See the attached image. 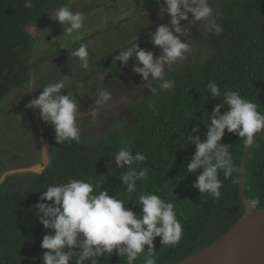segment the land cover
<instances>
[{"label": "trees", "instance_id": "16d2710c", "mask_svg": "<svg viewBox=\"0 0 264 264\" xmlns=\"http://www.w3.org/2000/svg\"><path fill=\"white\" fill-rule=\"evenodd\" d=\"M25 2L0 0V103L16 89L27 90L30 77L26 72L29 65H26V58L32 55L33 46L27 28L60 7L69 6V0H31V8H26ZM213 15L222 31L212 34L204 25L200 39L188 42L194 59L188 63L180 62L165 73L167 79L175 81L173 89L159 90L153 95L149 89H159V82L147 84L141 102L127 104L128 111L121 117L120 125L106 133L102 134V129L107 126L103 123L95 134L91 131V127L104 121L103 118L95 123L96 116L91 127L87 125L83 129L85 138L80 137L78 141L56 144L55 136L49 138L48 135L50 161L47 168L40 174H28L31 177L25 186L10 192H4L3 184L0 185V264H43L44 250L40 244L45 235L53 233L39 223L34 205L43 202L41 192L49 185L67 183L71 179L91 183L93 194L99 193L98 186L102 183L101 191L106 190L110 197L123 199L125 208L138 216L141 214L138 196L142 193L156 194L172 202L183 234L176 246L162 245L160 237L154 238L157 264L180 262L236 224L244 213L239 196V170L247 147L245 138L225 130L220 143L229 147L236 171L227 179L221 172V196L216 199L207 193L200 194L192 187L202 170L186 171L187 163L195 153V145L187 143V134L198 135L201 142L206 138L210 124L207 117L223 99L222 95L210 98L207 86L212 81L220 87L221 93L226 90L238 92L242 98L255 103L258 112L264 115V0H221ZM168 22L166 19L158 26ZM156 27H153L154 31L144 32V42ZM103 28L104 34H110L113 30L118 31L119 26L112 27L111 20V26L108 24ZM122 41L117 42L116 49L109 53L111 57L104 55L102 61H96V67L87 78L103 68L115 70L116 74L122 72L126 65L112 59L131 45ZM83 43L75 42L72 47H80ZM145 46L143 43L139 48ZM199 51L204 54L201 58L196 57ZM89 60L94 62V57L91 55ZM226 110L222 108L221 114ZM29 111L33 120V112ZM201 119L204 121L200 122ZM35 124L34 121L31 124L34 133L37 132ZM81 126L82 123L80 130ZM193 127H198L199 131L194 133ZM125 147L133 154L140 152L146 156V160L136 162L134 168L148 169L147 177L137 180L136 191L131 194L120 180L128 171L127 167L116 168L114 164L115 155ZM244 193L247 201L259 198L256 209L264 207V132L250 147L246 158ZM144 250L147 252V246ZM98 264H127V261L113 251L111 255L101 256ZM134 264H144V254Z\"/></svg>", "mask_w": 264, "mask_h": 264}, {"label": "clouds", "instance_id": "9594fccd", "mask_svg": "<svg viewBox=\"0 0 264 264\" xmlns=\"http://www.w3.org/2000/svg\"><path fill=\"white\" fill-rule=\"evenodd\" d=\"M162 2L164 7L159 8V14L161 17L166 14L170 18L169 23L158 26L154 33L149 34L150 42L161 50V55L154 59L153 52L139 48L135 42L119 51V55L113 59L125 66L130 58H134L132 71L138 74L145 84L159 82V89H149L153 95L159 90L174 88L175 81L165 77V70L168 71L171 65L187 58L185 54L189 50V45L186 40L182 42L178 33H188L193 24L201 21L212 34H219L222 31L213 15L209 0H162ZM157 3L159 4L160 0H157ZM24 6L31 8V0H26ZM52 20L58 21L63 31L72 35L84 27L85 17L83 13L73 12L65 5L55 10V19ZM181 21H187V26H181ZM134 39L136 41V37ZM71 56L77 58L81 69H88L89 52L86 44H81ZM109 71L113 70L105 69V72ZM114 72L115 70L112 73ZM103 79L102 75L101 81ZM65 87L66 80L39 87L34 76L27 84L28 92L42 89L35 99L31 97L26 107L33 109L34 119L39 117L42 122L52 126L56 144L78 141L80 138L77 119L79 101L64 93ZM207 87L210 98L216 99L222 95L223 99L213 108L211 116L207 117L210 124L203 142L198 135L187 134V143L195 145V153L187 163L186 171L196 173L197 170H202L196 176L192 187L198 189L200 194L207 193L219 199L222 187L221 172L227 179L236 171L229 147L220 143L225 130L239 138H245L246 145H252L257 134L264 130V115L258 112L255 103L242 98L238 92L226 90L221 93L220 87L214 81L209 82ZM111 99V93L106 88H101L94 103L97 107H103ZM222 108L227 109L223 114ZM90 115L95 117L96 113L91 111ZM39 129L41 130L40 126ZM192 131L198 132L199 128L193 127ZM145 160L144 154L140 152L133 154L127 147L121 148L115 155L116 168L128 169L120 180L129 194L136 191L137 180L147 177V168L137 170L133 167L136 162ZM15 174L18 173L8 176ZM101 184L98 186V194H93L94 188L91 183L77 179L49 185L41 192L40 200L43 202L34 205V208L39 216V223L45 229H51L53 233L45 235L40 244V248L44 250L41 257L43 264H98L101 256L111 255L113 251L125 258L127 264H134L141 254H144V264H157L156 252L153 251L155 237H160L162 245L179 244L183 227L177 219L175 205L172 202L156 194L142 193L138 196L140 205L138 208L141 213L138 216L125 208L126 203L123 199L110 197L106 190L101 191ZM258 206V197L246 201L249 210ZM145 246L147 252L144 250Z\"/></svg>", "mask_w": 264, "mask_h": 264}, {"label": "rangeland", "instance_id": "374dc122", "mask_svg": "<svg viewBox=\"0 0 264 264\" xmlns=\"http://www.w3.org/2000/svg\"><path fill=\"white\" fill-rule=\"evenodd\" d=\"M220 1L209 0V4L214 10ZM98 5H100V8H97ZM69 7L73 12L84 14V27L72 35H68L63 31L58 21L52 20L55 19V12L47 14L38 23L29 26L27 31L33 38V46L32 55L26 58V65L29 64L28 71L26 69V72L30 78L33 76L36 78L39 87H43L51 82L56 83L60 80H66V87L63 91L79 101V113H82V117L85 118V121H79V128L80 122L83 125L81 126L80 137L85 138L84 133L86 131L84 132L83 129L87 125L89 127L90 122L94 119L93 116L88 115L89 109L94 110L97 115V118L94 120L95 123L104 118V121L95 124L93 127L90 126L91 131L95 134L102 126L101 123H103L107 124V126L105 128H103L104 126L102 127V134L106 133L110 128L120 125L121 117L128 111L127 104L141 102L144 89L147 85L138 74L132 71L135 63L134 58L129 59L130 63L127 62L126 67L123 68L121 73L116 74V71V73L114 72L116 75H114L113 71L104 73V70L99 69L101 73L100 77L96 75L87 78L91 71L93 72L94 67H96L94 65L96 61H102L104 55H109L112 49H116V44L121 39L126 44L136 42L139 47L144 43L146 45L143 48L145 51L153 52L154 59L159 57L161 50L152 45L150 36L144 42L145 40H142V35H144V32H150L154 26L158 27L160 21L170 18L166 14L163 17L159 14V8L164 7L162 0H160L159 4L157 0H69ZM189 19H191L190 15ZM111 20L112 27L119 26L118 31L113 30L110 34L108 32L104 34L103 27L108 24L111 26ZM180 23L181 26H187V21H181ZM204 25L203 21L197 22L191 27L189 26L188 33H178V35H180L182 42L186 40L187 43H194L200 39L201 30ZM139 31L143 32V34H140ZM75 42H84L83 44L87 45V50L90 53L89 57L91 55L92 58L94 57V62H91L88 57V69H81L77 58L71 56V53L79 48V46L72 47ZM196 50L194 51V55L196 54ZM198 54L196 57L199 56L201 58L204 56L201 51ZM192 55L193 49L189 48L186 53L189 59L177 61L171 67L180 62L188 63L189 60L194 59ZM166 71L167 69L165 73ZM102 75L104 79L101 81ZM149 80H151V77ZM104 85H112L107 87L112 99L105 104L102 113L99 114L92 106L95 104L94 101L97 98L98 91L104 88ZM27 92L28 88L26 91L15 92L19 94V97L21 96L22 100L17 103V99L15 98L17 105H14V107L9 105L11 96L13 97V95H10L0 103V185L3 184L4 192H10V190L16 187L25 186L26 181L31 176L28 175L30 173H18L2 178L1 174L3 171L9 169H11L10 171H17L18 169L16 168L22 169L41 162L39 126L43 132L42 137L43 135H47V137H43L45 141L48 139V135L49 138L53 134L55 135L51 125H48L49 129H47L46 126L44 127L41 123L39 124V117H35L37 132L34 133L35 130L31 127L34 119H31L30 112L28 111L33 109H28L26 106L32 98L35 99V96L42 92V89L35 92ZM86 106V110L89 108L87 111L83 110ZM11 108L13 111H10ZM16 112L21 115L18 116ZM33 115L35 116V114ZM17 123H19L20 127L16 125ZM43 128L46 130L45 132ZM36 137H38L40 143L39 147Z\"/></svg>", "mask_w": 264, "mask_h": 264}, {"label": "water", "instance_id": "95a60500", "mask_svg": "<svg viewBox=\"0 0 264 264\" xmlns=\"http://www.w3.org/2000/svg\"><path fill=\"white\" fill-rule=\"evenodd\" d=\"M263 132L264 130L257 134L254 142ZM39 135L41 162L17 171H4L2 178L13 173L40 174L47 168L50 160L48 142L43 139L40 129ZM252 145L245 148L239 170V196L244 208L243 215L216 240L176 264H264V207L249 210L246 207L247 199L244 193L245 164Z\"/></svg>", "mask_w": 264, "mask_h": 264}, {"label": "flooded vegetation", "instance_id": "af4514ba", "mask_svg": "<svg viewBox=\"0 0 264 264\" xmlns=\"http://www.w3.org/2000/svg\"><path fill=\"white\" fill-rule=\"evenodd\" d=\"M162 22H164V21H160L159 23H162ZM141 31H142V29H141ZM151 31H154V29L153 28H151ZM114 65L116 66V63H114ZM101 70H104V73H107V72H105V69L103 68V69H101ZM101 73L99 72H97V74H95L94 76H96L97 75V77H100L99 75H100ZM96 81H97V79H95ZM101 86H102V83H101ZM109 86H111V85H106L104 88H106V90L108 91V88L107 87H109ZM94 92H95V90H94ZM110 92V91H109ZM17 95H19L18 93H16V96ZM80 104H82V103H80ZM107 104V103H106ZM86 108H87V106L83 109V110H86ZM92 108H95L97 111H98V113L100 114V113H102V109H103V107H97L95 104L92 106ZM89 109V108H88ZM87 109V110H88ZM86 110V111H87ZM10 111H13V109L11 108L10 109ZM91 111H94V110H92V109H89L88 110V112H89V114L88 115H90V113H91ZM97 113V114H98ZM9 114H12V113H9ZM78 115H80V118L79 117H77L78 119H85L84 117H82L83 116V114L82 113H78ZM91 116V115H90ZM97 116V115H96ZM96 116L94 117V118H96ZM93 119V118H92ZM34 121L36 122V119H34ZM40 123H41V125H43L44 127L46 126L47 127V129H49V126H48V124H45V123H42L41 122V119H40ZM80 123H82V122H80ZM90 125H91V122H90ZM43 131L45 132L46 130L43 128ZM52 136H55L54 134L52 135ZM36 139H37V145H38V147L40 146V143H39V140H38V137H36Z\"/></svg>", "mask_w": 264, "mask_h": 264}, {"label": "crops", "instance_id": "0c3cea01", "mask_svg": "<svg viewBox=\"0 0 264 264\" xmlns=\"http://www.w3.org/2000/svg\"><path fill=\"white\" fill-rule=\"evenodd\" d=\"M51 83H53V82H51ZM51 83H49V84H51ZM17 99V103L19 102V101H21L22 100V98H21V96L19 97V95H17L16 96V93H14L13 94V97L11 96V100H10V103H9V105L11 106V107H14V105L16 106L17 105V103H15V100ZM29 111V110H28ZM30 112V111H29ZM17 114H18V112H16ZM19 115H21V114H18V116ZM23 116H24V114H22ZM80 118V117H79ZM78 119V118H77ZM19 126V125H18ZM4 146V145H3ZM4 172V171H3ZM3 174V173H2ZM1 174V175H2Z\"/></svg>", "mask_w": 264, "mask_h": 264}]
</instances>
